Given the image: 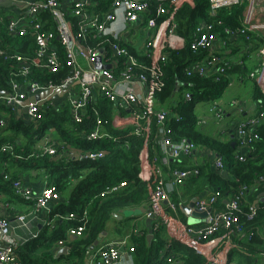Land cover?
Listing matches in <instances>:
<instances>
[{
    "label": "trees",
    "instance_id": "obj_1",
    "mask_svg": "<svg viewBox=\"0 0 264 264\" xmlns=\"http://www.w3.org/2000/svg\"><path fill=\"white\" fill-rule=\"evenodd\" d=\"M159 4L170 9L169 0H161ZM11 8L0 4V47L6 51L0 55V94L12 93V81L25 90L32 83L42 86L61 84L69 72L67 67L57 73H50L44 68L30 64L38 48L33 35L18 37L9 34L10 16H7V13L12 14L9 11ZM244 9L243 2L212 15L208 0H185L176 14V33L183 38L184 44L178 50H165L162 77L164 86L155 96L157 105L165 107L164 103L181 89L192 94L190 101H186L183 96L173 102L174 104L165 107L170 113V119L166 122V126L172 128L170 139L177 143L191 141L199 150H206L212 155L209 158L204 157V161H169L173 169L191 171L180 194L175 192L171 198L183 222L187 219L181 210V204L202 196L207 190L220 193L215 204L218 211L225 209V200H232L241 186L248 188L246 200L247 195L252 192L251 203H243L241 206L242 229L231 235L232 242L236 244L228 253L232 264H256L264 249V180L260 181L261 178L264 179V124L255 129L258 138L240 153H236L240 141L234 133L232 135L227 131L223 136L217 137L206 135L197 126L196 103L205 96L208 101L214 99L212 95L229 85V76L233 73L242 81L247 68L244 64L225 61V64L220 65L222 72H211L204 76L189 74L186 68L211 53L217 54L214 51H195L191 48L195 30L203 23L213 27L212 33L225 41V48L232 50L231 53L242 49L244 44L243 48L247 49L249 41L253 42L254 48L260 46L256 35L249 31L235 40H231V36L225 32V29H242ZM39 18L46 22V30L56 29L49 12H42ZM72 23H76L75 20H72ZM52 43L63 54L56 38ZM125 46L136 56L142 54L133 44ZM225 48L221 50V54L225 53ZM13 55H20L28 60L30 66L26 76L19 74L22 64L10 57ZM139 59L149 63L147 55H142ZM176 88H179V91H176ZM252 97L257 106L255 114L264 111V93L256 84ZM94 105L103 119L110 118L113 113V105L110 102L98 96ZM88 110H91V107ZM41 112V120L36 121L29 119L26 113L19 115L12 106L0 102V113H3L2 117L6 121L5 125L0 127V192L7 197L4 203L15 200L24 202L15 194L13 182L23 180L25 176H41L43 185H54L60 195L57 202L50 204L48 223L41 224V227L33 225L34 236L27 235L15 251L22 264H60L56 262L61 259H65L64 264H86L89 255L104 243L101 241L91 250L100 233L109 231L112 222L117 224L113 228L114 232L121 235L130 233V230L125 231V224L134 217L126 215L125 212L146 208L148 188L139 177L140 153L145 147V140L143 136L133 135L131 128L116 129L113 125H106L111 138L88 140L84 136L94 128V114L89 111L82 123H76L67 101L47 102L41 107ZM47 131H53L52 135H46ZM156 134L155 124L146 142L149 149L147 169L160 162V159H155L156 152L159 151ZM47 136L57 140L54 142L57 147L54 156L43 152L48 142H44ZM64 144L66 145L62 148ZM6 145L12 148L4 152L2 147ZM78 149L102 150L104 154L96 159L72 157L70 152ZM216 159L223 161L224 167L221 171L214 167L213 162ZM210 160H213L212 164ZM122 182H125L126 186L117 192H105ZM258 197L261 201L253 207V201ZM251 206L255 209V215L248 219ZM115 214L122 215V218L117 219ZM78 227L84 228L82 235L71 239L69 230ZM165 232L163 227L153 230L154 237L150 241L147 234H129V243L135 250L134 264L206 263L202 254L170 237L167 238ZM59 242H62V245ZM62 246L69 248L68 253L57 257ZM169 257L172 262H168Z\"/></svg>",
    "mask_w": 264,
    "mask_h": 264
},
{
    "label": "built area",
    "instance_id": "obj_2",
    "mask_svg": "<svg viewBox=\"0 0 264 264\" xmlns=\"http://www.w3.org/2000/svg\"><path fill=\"white\" fill-rule=\"evenodd\" d=\"M1 1L12 7V14L8 21L9 34L18 37L33 35L38 48L30 64L44 68L50 73H57L63 67H67L69 72L59 85L42 86L32 83L25 90L12 81V93H1L0 102L17 110L21 108L20 105H15L19 101H24L48 89L56 91L68 85L63 97L45 103L66 100L71 106L72 117L76 123H82L87 113L91 111L95 116L94 128L84 136L88 140L111 138L106 125H113L116 129L131 128L133 135L143 136L145 147L140 153L139 177L148 188L144 217L151 223L150 228L157 230L163 227L171 239L202 254L206 259L205 264H232L228 259V253L236 244L229 242L219 250L218 247L223 239L229 240L232 234L242 229L241 206L245 202L248 188L241 186L238 194L225 204L223 211L215 209L220 193L215 191L205 198L197 197L194 208L200 212H206L207 216L205 222L195 225H189L178 217L177 206L171 199L172 194L178 192L177 188L184 185L191 171L173 169L169 161L183 160L197 155L212 156L206 150H199L191 141L177 143L170 139L172 128L166 126L170 113L165 107L158 106L155 98L156 92L164 86L162 77L165 50L168 48L178 50L184 44L183 38L176 33V14L185 0H169L170 9L161 6L159 4L161 0ZM153 1L156 3L154 4ZM208 1L212 15L219 10L229 9L244 2L242 29L239 31L225 29V32L231 36V40L237 39L246 31L255 34L258 38L260 42L258 48H254L253 42L249 41L246 58L249 59L252 55L256 58L257 65L249 73V78L264 93V0ZM44 11L50 13L56 28L54 31L46 30L44 27L46 22L39 18ZM71 19L76 23L73 24ZM138 29H144L145 33L137 35ZM212 30L211 25L204 23L198 25L191 48L195 51H213L218 38ZM54 38L58 40L63 54L52 43ZM94 41L95 45H93ZM137 43H141V49L138 50H141L142 54L139 56L132 54L125 46ZM222 44L226 47L225 41H222ZM5 52L0 47V55ZM142 55H147L148 64L139 59ZM10 57L22 64L19 74L26 76L30 66L28 60L20 55ZM99 58L100 68L96 66ZM225 61L222 55L211 53L204 59L190 64L186 70L189 74L197 73L202 76L211 72H222L223 68L220 65L225 64ZM107 65L110 67L106 68ZM98 96L113 105V113L109 119H103L94 105ZM184 99L190 101L192 94L185 93ZM42 106L38 102H30L27 105L26 116L32 120H41ZM90 107L91 110H88ZM209 111L217 120L224 115L223 108L216 104L212 105ZM5 122V118L0 115V127H3ZM203 123L204 119H200L199 124ZM155 124L159 149L155 159H160V162L154 164L151 169H147L149 149L146 142ZM262 124H264L263 111L238 123L234 134L243 149L258 138L255 129ZM65 145H62V148ZM11 148L10 145H6L2 147V150L5 152ZM43 152L54 156L57 153V147L48 139ZM103 154L102 150L89 149L70 152L72 157L81 159H96ZM214 167L221 171L224 167L223 161L214 160ZM263 180V178L260 179V181ZM125 186L126 183L122 182L108 188L105 192H117ZM13 188L20 199L30 204V207L32 206L29 214L17 216L18 227L26 230L28 235L34 236L33 221L40 224L48 223L50 204L57 202L60 195L54 185L44 186L36 194L20 179L13 182ZM253 207H250L248 219L255 215ZM83 230L82 227L72 228L69 230V235L80 237ZM13 232L14 226L10 221L0 217V264H22L15 251L20 242L13 237ZM129 238L111 240L102 244L96 252L89 255L87 264H134L135 250L130 245ZM59 243L62 245V242ZM68 249L67 247V251ZM168 262H172L171 257L168 258ZM256 264H264V249Z\"/></svg>",
    "mask_w": 264,
    "mask_h": 264
},
{
    "label": "crops",
    "instance_id": "obj_3",
    "mask_svg": "<svg viewBox=\"0 0 264 264\" xmlns=\"http://www.w3.org/2000/svg\"><path fill=\"white\" fill-rule=\"evenodd\" d=\"M2 6H8L9 7L8 4L2 5ZM9 11L12 13V8ZM133 45H135V44H133ZM244 46H245V44L243 45V47ZM223 48H225V47L222 44V39H218L217 41H215V44H214V47H213V51L214 52H217V54L222 55L223 58L226 61L232 62V61L227 60V58H226V55L232 54L231 53L232 50L225 48V53L224 54H221L220 52H221V50H223ZM243 50L246 51L247 49L246 48H243ZM244 58H246V54H245V57ZM235 62L236 63H239V64H241V63L244 64V60H238V61H235ZM224 106L225 107H222L223 110H224V115L222 116L221 119L224 120V125L223 126H226L227 125L228 128L226 130H223L222 131V135L225 134L223 132H227V131H229L233 135V133L235 132V129H236V126L238 125V123L241 120H244L245 118L254 115L256 113V111H257V106H256V104H255L254 101H253V103L248 104L245 101L237 102V101L234 100V101H232L230 103L229 102L225 103ZM19 110H21V108H18L17 109V111H19ZM0 114L2 115L3 113H0ZM21 115H25V114L22 113ZM234 115H236L237 118H239V121L237 123H235V124L232 122V124H231L230 121H231V119H232V117ZM221 119H219V120H221ZM53 139L52 138H49V140H51V141H53ZM53 142L56 143L57 140L54 139ZM238 147H241V146H238ZM241 151H243V148L242 147H241V150L239 152H236V153H240ZM203 152H205V151H203ZM158 153H159V151L156 152V155ZM204 157H206V156H204ZM204 157H202V155H197V156H193L191 158H186V159H183V160L184 161H186V160H188V161L189 160L190 161H196V160L204 161ZM209 157L210 156L208 155V158ZM210 161L213 162V160H210ZM212 162H211V164H212ZM33 173H36V171H33ZM22 181L24 182L25 185L29 186L33 190V192L36 193V194L39 193L43 189V187H44V185H43V179H42L41 176L40 177H33V178L31 176H25ZM181 190H182V186H180V187L177 188L178 194H180ZM213 192H214L213 190H207L206 193H204L202 196H199V197L205 198V197L209 196L210 194H212ZM252 198H253V196H252V192H251V193H249V195H247V200L245 199L244 204H248V202L251 203ZM6 199H7V197L3 193L1 194V192H0V200L2 202L0 204V217H5L6 219H8L10 221V223L12 224V226H14L13 237L16 240H18V242H21L28 234H27L26 230L18 227L17 216L20 215V214H24V215L29 214V212L31 211L30 204L25 203V206H22L21 207V205L18 206L17 204H14V202L4 203V200H6ZM190 201H188L186 203H182L181 205H188ZM259 201H261V198L260 197L256 198L253 201V204L254 205H252V206H255ZM164 205L166 206L167 203L164 204ZM140 209L141 208H139V210ZM125 214H126V212H125ZM128 214H130V216L134 217V218L131 219V220H133V222H132L133 225H132V229H131L130 233L121 235V234H118V233L114 232L113 231V228L116 227L117 224L115 225V223L112 222L110 224L109 231H107V234L101 239V241H103L104 243H106V242L111 241V240H121V239H124L126 237H129V234H132V233L133 234H136V235H143V234L144 235H146V234L147 235H149V234H152L153 235V233H152L153 230L150 228L149 223L146 221L143 212H137L135 209H133L131 211H128ZM121 217H122V215H117V219L120 220ZM178 217L180 218L179 214H178ZM186 219H187V217H186ZM131 220L129 219L128 222H130ZM36 224H40V223L33 221V224L32 225H36ZM33 230H34V228H32V231ZM116 234L118 236H116ZM164 235H166L167 238L170 237V235H169V233H167V231L164 233ZM153 237H154V235H153ZM229 242H232V239L231 238L229 240L223 239L220 242V245L218 247V250L221 249V248H223L225 245L229 244ZM214 252H216V251H214ZM128 261H129V259H128ZM86 264H87V262H86ZM126 264H129V263H126Z\"/></svg>",
    "mask_w": 264,
    "mask_h": 264
},
{
    "label": "rangeland",
    "instance_id": "obj_4",
    "mask_svg": "<svg viewBox=\"0 0 264 264\" xmlns=\"http://www.w3.org/2000/svg\"><path fill=\"white\" fill-rule=\"evenodd\" d=\"M7 16H10V13H7ZM145 33L144 29H138L137 35ZM11 34V33H10ZM13 35V34H11ZM136 43V41H135ZM136 49H141V43H137L133 45ZM246 54V51L240 49L237 52H233L230 55H226L227 60L232 61L234 64H236L235 61L238 60H244V64L246 66V73L244 75L243 80L241 81L236 73H233L229 76V85L226 86L222 91H218L217 94H213L214 99L211 101H208V97L205 96L204 99H201L199 102L196 103L195 106V116L197 120V126L200 128L206 135L208 136H214L217 137L218 135H222V131L226 130L228 126H223L224 125V120H217L213 114L209 111V108L213 105L216 104L221 107H225L224 104L227 102H232V101H245L248 104L253 103V98L252 95L255 91V82L249 78V73L255 68L254 66L257 64V60L255 59L254 55H252L249 59L244 58ZM185 89H181L177 94L173 95V97L169 100H167L164 104L165 107H169L171 104H174L173 102H176L178 99H182L184 94H185ZM66 100H62L64 102ZM5 114V113H4ZM204 119V123L201 125L199 124V120ZM239 121V118H237L236 115H234L230 121L235 124ZM222 127V128H221ZM53 131H47L46 135H52ZM225 133V132H223ZM47 136L44 139V142H47L49 137ZM241 150V147H238L236 152H239ZM212 162V161H211ZM64 199V196H63ZM14 204H17L18 206L21 205L25 206V202H19L18 200L14 201ZM171 213V211H170ZM130 216V214H129ZM131 220V219H130ZM132 222H126L125 224V231L132 229ZM116 236H118L116 234ZM173 250V249H172ZM56 263L64 264L65 259L58 260Z\"/></svg>",
    "mask_w": 264,
    "mask_h": 264
},
{
    "label": "water",
    "instance_id": "obj_5",
    "mask_svg": "<svg viewBox=\"0 0 264 264\" xmlns=\"http://www.w3.org/2000/svg\"><path fill=\"white\" fill-rule=\"evenodd\" d=\"M0 4L2 5H6V3L1 2L0 0ZM96 66L98 68L101 67V60L100 58L97 60ZM110 65H107L106 68H109ZM68 88V85H64L62 88L53 91L52 89H48L45 91H42L38 94L32 95L30 96L28 99L24 100V101H19L17 103H15V105H20L21 106V110L18 111V114H22V113H26L27 112V105L32 102H38V104L40 106L44 105L46 101H52V100H56L58 98H61L64 96V94L66 93ZM176 91H179V88H176ZM8 92H2V94H7ZM197 200V197L193 198L188 205H181V209L182 211L185 213L186 217H187V224L189 225H195V224H199V223H203L205 222V217L207 216L206 212H200L197 209L194 208L195 202ZM228 200H225V203H227ZM136 210V209H135ZM137 212H143L145 213V208H141L140 210H136ZM116 215V214H115ZM126 215L129 216L128 212H126ZM117 216V215H116ZM122 218V217H121ZM149 223V226L151 227V223L149 222V220H146ZM37 226L41 227V224H36ZM107 234V231H103L102 233L99 234L98 239L95 241L94 245L91 247V249H94L95 246H97L99 244V242L101 241V239ZM153 238L152 234L147 235V239L150 241ZM71 239H74V237L71 236ZM67 247H62L58 254L57 257L60 256L61 254L65 255L67 254Z\"/></svg>",
    "mask_w": 264,
    "mask_h": 264
},
{
    "label": "bare ground",
    "instance_id": "obj_6",
    "mask_svg": "<svg viewBox=\"0 0 264 264\" xmlns=\"http://www.w3.org/2000/svg\"><path fill=\"white\" fill-rule=\"evenodd\" d=\"M263 112H264V111H263ZM2 151H3V150H2ZM2 151H1V152H2Z\"/></svg>",
    "mask_w": 264,
    "mask_h": 264
},
{
    "label": "clouds",
    "instance_id": "obj_7",
    "mask_svg": "<svg viewBox=\"0 0 264 264\" xmlns=\"http://www.w3.org/2000/svg\"><path fill=\"white\" fill-rule=\"evenodd\" d=\"M65 247V246H64ZM68 252V251H67Z\"/></svg>",
    "mask_w": 264,
    "mask_h": 264
}]
</instances>
